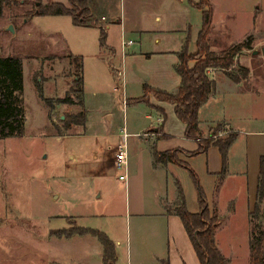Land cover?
Instances as JSON below:
<instances>
[{
    "label": "rangeland",
    "instance_id": "rangeland-1",
    "mask_svg": "<svg viewBox=\"0 0 264 264\" xmlns=\"http://www.w3.org/2000/svg\"><path fill=\"white\" fill-rule=\"evenodd\" d=\"M112 2L119 15L137 16L145 26L150 24L149 21L153 24L155 16H159L160 22H167L171 14V10L165 11L166 5L170 6L168 0ZM162 2V9L150 13L151 3ZM210 2L215 32V36L210 37L211 44L223 51L250 37L251 48L237 53L233 63L236 65L231 69L236 75H243L237 65L247 60L246 65L254 71L252 84L256 92L251 99L250 113L258 118L257 127L264 128V0ZM20 5V0H9L3 5L0 16V56L14 55L23 62L25 107L23 134L0 139V264H101L99 252L102 246L90 230L108 234L116 230L123 236L134 231V222L129 223L126 212L127 188L117 180L120 171L114 165H103L101 160L106 141L111 137L109 127L116 134L128 120V130L132 128L131 124L137 128L143 123L145 110L129 108L124 111L114 99L121 91L113 89L115 69L113 63H109L113 53L107 49L110 46L117 48L118 44L102 46L97 40L95 42L92 29L70 24V28L63 30L65 43L68 47L70 42H76L68 49L82 59L84 107L77 103L54 102L66 95L77 100L78 92L72 82L79 74L78 64L68 56L70 53L65 54L64 47H31L30 38L36 39L31 27V37L27 38L26 32L23 40L1 29L4 19L21 22L30 16L29 12L34 9L32 0ZM45 23L51 28L49 21ZM162 36L169 40L160 41L157 44L160 47H174L179 42L171 40L168 33H162ZM25 40L29 48L23 47ZM190 40V51L194 52L196 39ZM117 64L120 66V61ZM37 85L42 89L46 86L43 94L51 100L52 107L39 98ZM132 88L130 96L142 93L138 86L132 84ZM83 109L86 112L85 130L80 125L65 129L63 118ZM217 132L216 128L206 135L201 132L202 138L217 140ZM226 132V137L233 133L231 130ZM94 153L102 154L99 167L95 165ZM70 154L74 156L70 158ZM185 177L191 181L189 174ZM225 193L221 194L217 240L230 258V264H248V260L245 262L247 236L250 246L260 231L264 233L263 205H258V214L247 217L242 198L238 196L229 205Z\"/></svg>",
    "mask_w": 264,
    "mask_h": 264
},
{
    "label": "crops",
    "instance_id": "crops-1",
    "mask_svg": "<svg viewBox=\"0 0 264 264\" xmlns=\"http://www.w3.org/2000/svg\"><path fill=\"white\" fill-rule=\"evenodd\" d=\"M168 1L170 6L166 5L165 11L171 10V14L167 22H160L159 16H155L154 23L149 21L148 26H145L137 16L126 18L122 14L119 15L113 7L112 0H90L89 6L93 23L89 27L73 24L71 17L67 15L39 16L34 14L23 18L21 22L4 19L1 27L4 31L12 32L16 37L20 36L19 38L22 40L24 35L26 37V32L28 33L27 38H30L33 31L36 39L32 41L30 38L31 47L35 46L39 49L46 46L50 48L64 47L65 54L70 53L73 57L77 55L72 54L68 47H74L76 42H70L72 44H68L67 47L66 34L63 31L70 28V25L92 29L95 42L97 40L101 45L118 44L117 48L110 46L111 50L107 49L113 53L111 55L113 58L109 63H113L112 68L116 73V75L112 73L115 79L113 89L117 92L121 91L120 94L114 95V99L124 111L129 108L136 110L143 108L145 111L142 113L143 123L137 128L131 124L132 128L128 130V120L123 122L116 134L109 127V136L111 137L106 141L103 156L101 154L102 164L113 166L118 146L124 141L126 143L128 174L127 184L123 183L127 188L126 212L129 214V223L134 222V231L125 236L118 234L115 232L116 230L113 234L104 232L115 247V257L111 264H201L181 218L174 211V208L181 203L178 187L184 196L186 210L193 213L198 211L195 183L188 170L181 165L172 161L155 162V152L179 150L178 157L190 165L196 173L207 197L208 206L216 207L217 211L220 208L223 191H226L225 194L228 195L226 200L229 205L231 202H235L238 196L242 198L247 217L253 211L256 200L260 169L259 158L264 155V128L257 127L258 118L250 113L251 99L256 91L255 85L252 84L254 71L246 65L247 60L244 64L237 65V68L248 69L244 75H236L232 71L231 68L236 64H232L228 69L216 67L208 69L209 77L213 81L212 89L197 114L198 128L204 135L215 128L217 133H220L217 139L225 138L226 130L233 132L231 135L234 137L227 149L226 169L222 176H219L223 166L221 153L216 146L210 145L206 152L197 155L184 153L197 150V141L185 137V125L175 116L174 104L157 100L151 95H149L148 102L135 101L143 95V84L168 93L177 92L181 81L180 75L174 68L179 61L177 54L183 48L186 37L196 39L201 28V10L199 8L192 7L188 0ZM20 2V6H24L22 5L23 1ZM40 2H61L69 6V0H40ZM163 5L164 2L155 5L151 3L150 13L162 9ZM46 21H49L51 28L47 26ZM9 25H12L14 31L7 29ZM25 27L28 28L27 31ZM101 31L104 33L102 42L100 41ZM162 33L170 34L171 40H179V42L174 47L158 46L160 41L169 40L167 37H163ZM247 33L250 34V32ZM212 36H215L213 24L207 37L209 50L219 54L222 50L214 46V43L211 44L210 37L212 38ZM122 40L131 41V44L122 48ZM146 42L149 44L146 45ZM24 44L23 47L29 48L27 40ZM79 46L81 45L79 44ZM194 46L196 49V44ZM190 50L189 43L188 51L192 53ZM118 61H120V66L117 64ZM118 72L121 73L120 76ZM132 84L141 88L142 93L130 96V89H133ZM45 85L42 89L43 92L47 90ZM84 87L83 81V105ZM85 125L86 123L80 125L83 130L86 128ZM123 133H126L127 136L124 137ZM73 156L70 154L69 157ZM101 156L93 154L97 167L101 165L99 161ZM188 174L191 181L185 177ZM118 181L120 182V180ZM216 185L218 188H215ZM218 230L219 228L215 233V242L220 252L227 258V264H230V258L225 255L217 240ZM246 241L248 242V252L245 262L248 260L249 264L248 236ZM102 253L103 247H100L101 264L103 262ZM120 258L122 262L119 260Z\"/></svg>",
    "mask_w": 264,
    "mask_h": 264
},
{
    "label": "trees",
    "instance_id": "trees-1",
    "mask_svg": "<svg viewBox=\"0 0 264 264\" xmlns=\"http://www.w3.org/2000/svg\"><path fill=\"white\" fill-rule=\"evenodd\" d=\"M21 1V0H20ZM22 5L29 3V0H22ZM9 0H0V16L2 15L3 5ZM34 9L29 12L30 15H67L72 19V23L77 26L89 27L92 23V12L90 11V0H69V6L61 2L41 3L40 0H32ZM194 8L201 10V28L196 37V50L192 53L188 51L190 39L186 41L181 51L177 54L178 63L175 65V71L180 75L181 81L176 93L166 92L158 88H151L143 84L144 93L135 101L148 102L149 95H154L157 100L174 104L175 116L185 125V137L197 141V150L186 151L185 154L197 155L206 152L210 145L219 148L221 153V162L223 164L222 176L226 169V153L228 146L233 141V135L225 138L212 140L211 138H202V133L198 128V110L207 99L212 89L213 81L209 77L208 69L221 68L228 69L234 63V58L242 49L251 48L250 37L244 42L236 43L230 48L223 50L219 54L209 50L208 35L212 28L213 7L210 0H188ZM103 41L104 33H100ZM103 46V45H102ZM73 62L78 64L79 74L72 82V87L78 92L77 100L71 99L69 95L57 99V104H79L83 105V76L82 59L79 56L68 55ZM192 63V64H191ZM243 72L248 69L240 67ZM234 76V75H233ZM236 76V75H235ZM39 98L48 106L52 107L51 100L43 94L41 85L36 86ZM73 92L72 89H70ZM23 99V76L22 60L14 55L0 56V139L21 136L24 132L25 107ZM64 128L70 129L72 126L84 125L86 115L84 109L63 118ZM179 150L171 152H155V162H174L188 170L192 180L195 183L198 196L199 209L196 213L186 210L184 196L180 187H178L181 203L174 208V211L181 218L182 224L186 229L188 237L193 244L197 258L201 264H227V258L220 252L215 242V233L219 228L221 219L216 207L209 208L207 198L204 195L200 181L190 165L177 157ZM260 169L258 173V184L256 188V200L251 214H258L259 204L263 205L264 210V155L259 158ZM215 188H218L216 185ZM250 214V215H251ZM253 239L249 246L250 261L249 264H264V233H261ZM97 237L103 247V264H111L115 257V247L112 241L100 230H90Z\"/></svg>",
    "mask_w": 264,
    "mask_h": 264
},
{
    "label": "built area",
    "instance_id": "built-area-1",
    "mask_svg": "<svg viewBox=\"0 0 264 264\" xmlns=\"http://www.w3.org/2000/svg\"><path fill=\"white\" fill-rule=\"evenodd\" d=\"M131 41H124L122 40V48H124L127 45H130ZM119 73V72H118ZM121 73H119V76ZM117 88V87H116ZM161 119V118H160ZM163 120V119H161ZM124 137H126V133H123ZM220 135V133H218ZM115 158H114V166L120 171V174L118 175V180L124 182L127 184V174H128V167H127V151H126V143L125 141L123 144H120L116 150Z\"/></svg>",
    "mask_w": 264,
    "mask_h": 264
},
{
    "label": "water",
    "instance_id": "water-1",
    "mask_svg": "<svg viewBox=\"0 0 264 264\" xmlns=\"http://www.w3.org/2000/svg\"><path fill=\"white\" fill-rule=\"evenodd\" d=\"M7 29H8L9 31H14V30L12 29V25H9V26L7 27ZM262 52H264V48H262ZM62 118H63V116H62Z\"/></svg>",
    "mask_w": 264,
    "mask_h": 264
}]
</instances>
